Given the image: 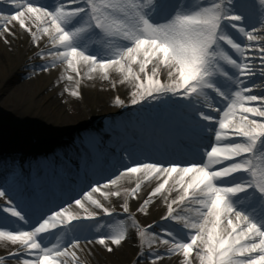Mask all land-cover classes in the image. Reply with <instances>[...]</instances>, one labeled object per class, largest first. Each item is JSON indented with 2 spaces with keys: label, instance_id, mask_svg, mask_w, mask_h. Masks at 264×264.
<instances>
[{
  "label": "snow or ice",
  "instance_id": "obj_1",
  "mask_svg": "<svg viewBox=\"0 0 264 264\" xmlns=\"http://www.w3.org/2000/svg\"><path fill=\"white\" fill-rule=\"evenodd\" d=\"M9 4V14L0 10V38L7 41L9 25L18 23L42 71L64 63L63 79L75 89L81 64L89 79L118 72L134 84L128 104L165 111L152 148L124 149L107 169L82 178L79 191L63 193L68 200L61 197V204L0 185V221L13 225L0 223V239L14 246L0 264H81L89 229L109 252L138 238V264H165L170 256L192 264L194 252L200 264H264V0H194L190 8L177 0ZM44 38L50 47L40 48ZM75 89L71 94L79 96ZM115 103L128 107L119 97ZM132 177L121 206L127 219L100 232V220L116 213L96 196L120 197L113 189ZM145 182L150 187L136 212L147 216L158 199L166 208L159 221L141 226L128 199H137ZM245 204L251 211L242 210ZM129 225L136 230L131 236Z\"/></svg>",
  "mask_w": 264,
  "mask_h": 264
},
{
  "label": "bare ground",
  "instance_id": "obj_2",
  "mask_svg": "<svg viewBox=\"0 0 264 264\" xmlns=\"http://www.w3.org/2000/svg\"><path fill=\"white\" fill-rule=\"evenodd\" d=\"M185 1L183 0V4L186 3ZM41 2L47 3L49 0H41ZM192 3L194 2H191V5ZM9 27L12 29V34L7 35L8 47L0 48V54L4 57V64L0 63V96L2 94V86L15 72L25 66V63H28L30 67L26 70L25 77L28 76V79L32 77L30 83L35 89L28 94L25 86L29 84V80H22L15 86L13 92L8 93L5 97L9 99L15 110L20 112L23 110L26 111L25 113H36L38 120L34 124L37 125L32 126L31 129L32 138H36V141L31 142L28 140L27 143L30 142L31 145L37 146L41 151L42 149L45 150L46 147H54L60 152H71L76 161H84L95 152L101 153V151L109 149V146L119 145L123 142L128 143L130 148H144L147 146L145 149H149L153 147L152 141H147L145 138L144 141L140 137L135 138L133 133L139 135L154 129L159 134L162 126L160 117L165 109L138 111V106L128 104L131 93L134 90L132 81L122 82L121 75L114 71L109 73L108 80L103 79L98 73L93 74L92 78L89 79L84 75L87 72V67L81 64L79 66L81 72L79 88L75 89L73 82L63 79L66 67L64 63H58L51 70L42 71L36 64L40 65L38 63H43V61L39 56L35 55L37 48L31 44L29 35L19 27L18 23H11ZM50 46L47 38H44L40 43V48ZM97 47V44L90 43L92 50ZM151 66L152 64H149V68ZM46 75L48 77L44 80L43 77ZM158 77L162 82H166L168 80L167 69L164 67L158 68ZM74 89L80 92L79 96L71 94ZM116 97L124 100L128 104L127 108H135L137 110L136 113L134 110H126V108L121 112L122 107L115 103ZM67 107L69 108L67 109ZM39 114H45L48 118L42 120ZM14 118L13 120L16 122L20 119V115L17 114ZM42 123L45 125H42ZM43 126L52 129L49 137L44 136L43 138L38 134L34 135ZM77 131L81 134L82 141L77 140ZM66 132L70 134V139L67 141L52 140L58 133ZM12 135L14 134L6 133L3 135L0 133V138L4 141L0 140V144H16L19 139H15ZM82 147L84 150L81 149ZM22 148H20V152ZM39 159L38 154L34 152L26 167L40 169ZM69 166L70 164L68 163L64 164V167ZM105 174L107 175L108 173L105 172ZM7 176L3 171L0 176V183ZM6 182L7 180L3 184ZM135 183V177L121 178L118 188L113 189L122 193L120 197L104 198L97 195L96 198L100 199L105 207L115 209V213L118 215L114 214L112 217L126 220V216L121 212V206L124 203L123 189L125 187L130 189L134 187ZM149 187L150 184L145 182L137 199H128L129 211L134 214L141 226L145 224L142 223L141 219L146 217H150L151 221L160 220L166 208L163 200L158 199L153 205L149 206L147 216L136 212L140 199L146 195ZM172 195L175 196L176 193ZM58 200L62 201V199ZM86 206L90 211H99L91 204ZM71 210L74 213L83 214V210L77 206H73ZM242 210L248 212L251 211V208L245 204L242 206ZM97 219H99V216ZM108 219V217L101 219L100 224L95 226L96 229L100 232H105L107 228L105 225H108L109 222ZM135 231L129 225V235L131 236ZM87 235L91 243L84 242L82 244V251L79 252L81 264H138L136 257L140 247L138 238L136 240L128 239L127 242L122 243L120 246L114 245L112 246L113 251L109 252L103 245L96 243L98 238H95V236L98 237V235L95 234L93 229H89ZM157 246L154 245V247ZM182 259V257L170 256L166 258L165 264H181ZM190 259L192 264H200L199 257L195 252L190 256ZM8 264H18V261L16 259H13V261L8 260ZM139 264H142V262H139Z\"/></svg>",
  "mask_w": 264,
  "mask_h": 264
},
{
  "label": "rangeland",
  "instance_id": "obj_3",
  "mask_svg": "<svg viewBox=\"0 0 264 264\" xmlns=\"http://www.w3.org/2000/svg\"><path fill=\"white\" fill-rule=\"evenodd\" d=\"M0 10H3L5 12V14H9L12 9L10 8V4L9 1L7 2V0H0ZM16 22H12V24H15ZM10 35V34H9ZM8 39L7 41H5V39L0 38V48L1 47H8ZM0 63L4 64V57L3 55L0 54ZM41 64V63H38ZM32 65V64H31ZM36 66L39 67V65L36 64ZM30 65L28 63H25V66H23L22 68H20L19 71L15 72V74H13L11 76V78L5 83V85L2 86V94L0 96V133L5 135L7 134H14L12 136H14V138H18L19 141H16V144H0V176L4 171L5 175H9V180H7V182H10V184H14L19 188H22L24 186H28V188L30 189V187L36 186V182L38 181V177L41 174H45L46 178L49 180V176L48 173L46 172V166L48 165V172L49 174H53L56 173L57 176H62V174L60 173V168L59 172L57 168H52L51 165H56L57 167V163L58 162H62V161H66L69 160L71 162H75V168L77 167V172L78 173H83V168L82 165L78 162H76V160L74 159V155L70 152H60L59 150H55V153L52 154V158L48 161H40V164L42 166V168L40 169H29V173L28 171L25 169L26 167V161L27 159L31 156L32 151L37 152L38 155H40L39 153V148L37 146L31 145L30 142L27 143V141H31L33 142L35 140V138H32V126L37 125L34 124L37 122V118H36V113L32 114V112H28L25 113L26 111L21 110L17 111L15 110L9 99L5 98L6 95L8 93L13 92V90L15 89V86L20 83V81H25L26 79L29 80V84L27 86H25L26 91L28 92V94H30L32 92V90H34L35 88L32 86V83H30V80L32 79L29 78L28 76L25 77L26 75V70L29 69ZM40 68V67H39ZM30 76V75H29ZM47 75L43 77L44 80L47 79ZM51 90V88H50ZM54 90V89H52ZM69 107H67L68 109ZM17 109V108H16ZM134 110V112L136 113V109L129 107L126 108V110ZM123 110H125V108H122L120 111L122 112ZM20 115V119L17 120L16 122H14L13 119L14 116L16 115ZM42 118V120L47 119L48 117L45 116V114H39ZM50 115V114H49ZM109 115V114H108ZM42 125H45L44 123H42ZM52 129H48V127H42V129H40V131L37 133H34V135H39L40 137L46 136L49 137V134L52 132ZM67 133V132H66ZM58 133L54 139L52 140H60V141H67L68 139H70V134L69 133ZM81 134L77 131V140L78 141H82V137H80ZM0 140H2L0 138ZM10 141V140H9ZM12 141V140H11ZM2 142H4L2 140ZM6 142V141H5ZM22 148L21 152H20V148ZM120 148H125V145H121L119 146V149H116L115 147L110 146L109 149H111V152L106 154V151L101 152V156L109 159L111 162L114 161V154L115 151L117 150V152H119V154L121 153ZM82 150H84V148H81ZM27 150V152H26ZM26 152V153H25ZM91 157V156H90ZM90 157L88 158L87 161L90 160ZM68 162V161H67ZM70 163V162H69ZM82 163V162H81ZM57 169V171H56ZM68 174V173H67ZM87 174V173H86ZM64 175V174H63ZM66 175V174H65ZM88 177V175H86ZM69 177H73L76 178L77 176H73L71 174H69ZM40 178V177H39ZM78 181V179H76ZM12 181V182H11ZM70 189H78L77 187H71ZM129 189L127 187H125L123 189L124 190ZM57 198L63 197L62 195H56ZM71 202V201H69ZM62 203V202H61ZM60 203V204H61ZM74 205V202H71ZM74 207H76L74 205ZM121 219V218H119ZM118 218L116 217H110L109 218V222L108 224H114L116 223L118 220ZM150 217H146L144 219H141L142 223H149L151 220ZM0 223H3L4 225H6V227L10 230L12 225L11 220H7V221H0ZM108 231V228H106L105 232ZM95 238L99 239V236H95ZM84 242L82 241V244ZM14 249V246L10 245V243L6 240L0 239V257H5L7 255V253L12 252ZM136 257H138V254H136ZM13 261V259H10V261ZM6 264H8V260H6ZM138 262V261H137ZM139 262H142V264H148V261L146 260H140Z\"/></svg>",
  "mask_w": 264,
  "mask_h": 264
}]
</instances>
